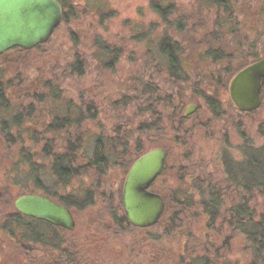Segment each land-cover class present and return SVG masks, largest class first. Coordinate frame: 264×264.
<instances>
[{
	"label": "flooded vegetation",
	"instance_id": "1",
	"mask_svg": "<svg viewBox=\"0 0 264 264\" xmlns=\"http://www.w3.org/2000/svg\"><path fill=\"white\" fill-rule=\"evenodd\" d=\"M54 1L59 5L61 20L45 42L31 49L16 46L0 53V264H161L162 245L168 239L167 228L163 229L165 232L158 230L164 209L155 224L140 227L127 220L123 208L126 177L133 163L141 157H135L134 146L125 148L116 144L115 141L124 136L123 127L115 125L108 130L97 127L95 122L101 114L95 102L62 92V81L67 78L61 66L57 65L53 71L46 70V75L50 76L46 78V75L31 76V68L23 64L34 55L45 56L46 48L56 34L75 19L78 4L72 0ZM63 2L68 5L67 22L64 21ZM170 19L172 21V16ZM105 45L106 50L98 49L93 55L100 53L103 68L113 69L124 52L120 46ZM144 52L145 65L150 63L151 71L162 68L159 59L163 57L159 50L146 48ZM196 53L205 54L204 51ZM14 58L23 61L21 66H12ZM76 60H79L78 56L73 58L71 65L64 66L70 77L78 75L73 66ZM224 65L223 69L227 67L226 63ZM55 71L57 73L53 74ZM110 95L99 105L113 121H125L123 109L127 103L123 90L115 100ZM164 100L171 101L172 96ZM202 100L214 117L206 99ZM213 100L223 105L220 98ZM228 101L232 103L230 97ZM48 102H54L59 109H47ZM157 102L147 108L140 102L134 104L138 109L135 130L142 122V114H148L150 109L153 115L150 137L159 139L157 120L161 121V129L164 130L163 122H168L177 135L186 137L188 123L195 119L199 107L193 103L187 106V101H183L181 131V125L172 120L170 106H164L162 98ZM78 119L80 124H77ZM168 131L169 127L166 134ZM78 134L86 137L87 140L82 141L87 144H76ZM94 137L101 138L103 144L93 145ZM51 139L54 145L47 146ZM178 140L173 141L175 146L181 144ZM163 148L169 153L173 151L172 145L168 148L164 144L151 150L165 152ZM166 156L165 152L161 174L148 188V192L161 197L163 203L171 195L173 198L172 188L177 186L173 177L179 175L176 163L173 165L177 168L172 165L165 171ZM169 160L173 162L171 157ZM164 173L167 180L163 178ZM22 197L41 198L64 209L69 216L68 226L20 213L15 202ZM112 243L118 245L116 252L111 249ZM180 255L179 264H189L190 258L194 257L186 243Z\"/></svg>",
	"mask_w": 264,
	"mask_h": 264
},
{
	"label": "trees",
	"instance_id": "2",
	"mask_svg": "<svg viewBox=\"0 0 264 264\" xmlns=\"http://www.w3.org/2000/svg\"><path fill=\"white\" fill-rule=\"evenodd\" d=\"M190 1L198 10L213 7L212 27L205 30V37L196 45L195 42L183 36L186 25L184 26L185 22L182 17L174 16L173 5H167L165 0H150L149 6L152 12L157 15L160 21L159 25L150 29V36L143 33L133 35L131 38L134 43L142 44L144 42L148 46L147 49L161 52L160 56L164 61L161 63L163 59H159V66L163 69L158 68V70L163 71L164 82L158 84V88H154L147 81L135 80L126 88L129 90V94L136 91L140 95L134 94V97L125 98V102H129L128 98L133 102V105L140 102L143 108H147L149 104H155L157 100L159 103L162 98L164 106L168 105L171 108L172 120L181 125V131L183 128L182 107L185 100L181 94L189 90L188 86L194 89L192 92L198 94L200 98L206 99V104L214 118L220 120L222 106L213 100L216 97L212 94L208 97L213 99H209L207 96L202 97L199 88L208 92L211 85L214 89L215 86L226 88L228 81L239 71L264 57V8L259 9L258 17L256 16L255 21L252 22L253 29L251 31L250 28L247 30V24L242 23L239 18L246 9L242 8V13H237L234 4H238V0ZM251 1L256 4L255 0ZM62 6L64 7V21L67 22L66 20L69 18L68 5L63 2ZM243 28L246 29L245 34L242 33L245 31ZM191 31L194 30L191 29ZM98 42L95 41V45ZM99 43L97 44L99 50L107 49L105 44ZM258 44L260 46H257ZM198 51H204L205 54L198 55L196 53ZM112 59H114L113 55H111ZM225 63L227 67L223 69ZM233 63H235L234 69L230 67L231 64L233 66ZM73 66H76L78 74L81 75V62L76 60ZM149 68L151 70L150 63L142 68V77L144 71H148ZM224 79H226L225 83L222 81ZM171 96L172 100L165 102L164 98L170 99ZM263 108L264 80L261 85V104L257 110ZM234 111L236 118L244 114L236 109ZM150 112L148 109V114H142V122L134 133L126 130L123 138L115 141L116 144L125 146V148L134 146L136 158L153 149L140 145V140L150 138L151 130H153V115ZM254 112L247 114H254ZM80 123V119H78L77 124ZM132 125L134 124L129 123L127 126ZM160 125L161 121L157 120V135L159 139H162L166 135ZM224 130L222 133H225ZM223 135L219 134V136ZM219 136L218 142L226 138L223 136L219 140ZM242 139L243 142L234 148L226 139L223 140L225 143H220L221 146L214 155L212 166L215 167H213V171H210L205 165L194 168L188 155L184 154L183 158H179L174 151L169 153L167 148H163L167 154L165 171L176 163L179 165V175L173 177L177 186L172 188L174 189L173 198L171 195L164 201L165 208L160 222L170 226L176 221L182 220V216L199 211L206 228L212 230L218 239L219 236H223L220 248L211 246V251L207 255L198 259L192 257L189 264H264V211H257L252 204L254 195L264 196V145L253 144L243 136ZM82 140L87 139L78 134L76 144H87ZM92 143L95 146L103 144L102 139L96 137ZM46 145L48 146L50 143ZM180 146L185 145L180 144ZM170 157L173 162H170ZM163 176L168 179L166 173ZM234 240H239L241 250L245 251L243 261L230 260L223 254L220 259V255L216 252H227V246L228 248L231 246L229 242L232 243ZM214 251L210 261L208 258Z\"/></svg>",
	"mask_w": 264,
	"mask_h": 264
},
{
	"label": "rangeland",
	"instance_id": "3",
	"mask_svg": "<svg viewBox=\"0 0 264 264\" xmlns=\"http://www.w3.org/2000/svg\"><path fill=\"white\" fill-rule=\"evenodd\" d=\"M72 1L78 4L79 7L74 14L75 19L72 21V24L70 23L67 27L61 28L52 43L46 48L47 52L45 56L34 55V57L28 58L23 64L31 68V76L34 75L35 77H43L46 75V70L51 69L53 71V68L61 66L64 70L63 75L67 78V80L62 81V92H66L72 97L77 95L94 101V105L98 107V112L101 114L100 118L95 122L97 127H100V129L105 127V130H108L112 126L120 125L125 131L134 133L136 129L135 124L138 121V116L136 117L138 109L137 107L135 108L130 99L127 98L129 102L126 103L128 105L125 104L123 109L125 121H113V119H110L99 103L104 104L109 94H111L110 97L114 96V100L117 99L119 92L122 90L123 94L127 95L124 98L134 97V94L138 95L139 93L136 91L129 94V90L126 88L135 82V80H139L140 82L142 80L147 81L154 88H158V84L164 82V73L158 69L151 71L149 68L146 71L147 74L144 71L142 77V68L145 67L146 63L144 49L148 46L144 42L142 45L134 43L131 38L133 35H141L143 33H147L150 36V29L156 28L159 25L157 17L149 8L150 0ZM165 1L174 6V16L182 17V20L185 22L184 26L186 25V29L183 36L195 42V45L196 43H200L205 37V30L212 27L213 7L198 10L190 0ZM238 1V4H234L237 13L241 14L242 8L246 9L245 13H243L244 16L242 15L239 18L242 23L247 24V30L250 28L252 31V22L255 21L258 12H260L259 9L264 8V0H255L256 4H253L251 0ZM191 29L194 31H191ZM243 29L245 31L242 33L245 34L246 29ZM95 41L122 47L124 54L113 69L106 70L103 68L100 53L95 52L93 55V52L99 49L97 45L99 42L95 45ZM257 46H260V44ZM75 56H78L81 61L83 71L81 75L75 74L77 77H70L65 67L72 64ZM13 60V67L21 66L23 62L21 60L18 61V58H14ZM230 67L234 69L235 63H233V66L231 64ZM56 73L55 71L53 74ZM47 77L50 76L46 75ZM222 81L225 83L226 79ZM229 83L228 81L225 89L217 86L214 89L211 85L209 92L201 87L199 88L202 97H208L212 94L222 100L223 105H221L220 120L212 117L202 98L192 92L194 89L188 86L189 90L181 94L184 96L185 101H187L185 105L196 104L199 107V112L194 120L189 121L186 137H183L181 134L177 135L174 132L173 126H170V123L163 122L165 134L167 127L170 129L166 136L162 139L144 138L140 140V145L144 148H154L160 146V144H164L170 148V145H172V150L176 153L177 157L183 158L184 154H186L192 161L191 165L194 168H197L199 165H205L210 171H213V167H215L212 166L214 155L219 150L221 144L225 143L223 142L224 139L227 142L230 141L232 148L243 142L242 136L249 139L253 144L258 146L264 145V108L261 110L256 109L257 111L255 110L254 114L248 115L244 113L245 115L241 114L240 117L236 118L235 108L228 101ZM227 101L231 104L229 105ZM53 103L48 102L47 109L55 107L59 109ZM129 123H133V127L127 126ZM223 129H225V133H222ZM219 134L226 136L221 142L217 140ZM223 136H219V140ZM177 139H182L180 142L185 146H180L179 144V146H175L173 141H177ZM49 143L54 145L52 139ZM173 166L177 168L176 165ZM169 182L171 186H175L174 183ZM164 183L165 180H163ZM252 204L257 211H264V196L254 195ZM165 228H167L166 232L163 230ZM158 230L165 232L168 238L162 245L164 256L161 257V264H179L184 243L188 244L189 250L195 259L203 257L211 251V246L220 248L223 237L219 236L218 239L212 230L206 228L204 219L199 211H193L186 216H182V220L176 221L175 224L170 226L164 223L160 224ZM238 241L229 242L231 246L230 248L227 246V252L217 251L216 253L220 255V259L223 254L224 257L230 260L238 259L239 262L243 261L245 251L241 250L242 247L240 246V241ZM117 248L118 245L111 244L113 251L116 252ZM214 253L215 251L209 256L210 258L208 259L210 261ZM188 256L186 254V257Z\"/></svg>",
	"mask_w": 264,
	"mask_h": 264
},
{
	"label": "water",
	"instance_id": "4",
	"mask_svg": "<svg viewBox=\"0 0 264 264\" xmlns=\"http://www.w3.org/2000/svg\"><path fill=\"white\" fill-rule=\"evenodd\" d=\"M60 20V8L54 0H0V53L16 46L31 49L45 42ZM263 80L264 57L232 78L228 89L232 104L245 113L258 109ZM164 161L165 152L154 149L131 166L123 189V208L131 224L148 227L160 218L164 203L161 197L148 192V188L161 174ZM15 207L22 214L63 227L69 223V216L64 209L54 207L41 198H19Z\"/></svg>",
	"mask_w": 264,
	"mask_h": 264
}]
</instances>
